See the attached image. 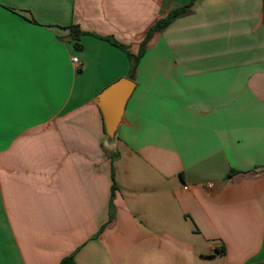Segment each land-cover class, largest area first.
Instances as JSON below:
<instances>
[{
	"label": "crops",
	"instance_id": "obj_1",
	"mask_svg": "<svg viewBox=\"0 0 264 264\" xmlns=\"http://www.w3.org/2000/svg\"><path fill=\"white\" fill-rule=\"evenodd\" d=\"M191 2L0 0V264H264L263 0H197L104 131L131 63L101 38L136 55Z\"/></svg>",
	"mask_w": 264,
	"mask_h": 264
},
{
	"label": "trees",
	"instance_id": "obj_2",
	"mask_svg": "<svg viewBox=\"0 0 264 264\" xmlns=\"http://www.w3.org/2000/svg\"><path fill=\"white\" fill-rule=\"evenodd\" d=\"M196 1L197 0H192V2L187 7L174 9V10L170 11L165 17L157 20L155 22V24L153 26H151V28L147 32L145 39L140 44L139 52L136 55L132 54L126 45L119 43L114 38H111V37L101 38V39L108 41L112 45L120 48L121 50H123L128 55L130 63H131V72H130L128 79L135 81L136 70L139 66L141 59L146 54L148 45H149L150 41L154 38V36L159 34V33H162L176 19L188 14L190 12V9L195 6ZM263 12H264V0H263ZM69 29L71 30V39H72V41H74V46L77 49H82V45L80 44V40H81V37L83 35H85L86 33L83 32L78 26H70ZM103 126H104V131L106 133L104 120H103ZM116 188H117L116 185H114L113 189H112L113 195H114ZM60 264H75L74 257L70 256L68 258H65L64 260L61 261Z\"/></svg>",
	"mask_w": 264,
	"mask_h": 264
},
{
	"label": "water",
	"instance_id": "obj_3",
	"mask_svg": "<svg viewBox=\"0 0 264 264\" xmlns=\"http://www.w3.org/2000/svg\"><path fill=\"white\" fill-rule=\"evenodd\" d=\"M134 81L123 78L105 89L97 98L109 142L116 140L126 105L135 90Z\"/></svg>",
	"mask_w": 264,
	"mask_h": 264
},
{
	"label": "built area",
	"instance_id": "obj_4",
	"mask_svg": "<svg viewBox=\"0 0 264 264\" xmlns=\"http://www.w3.org/2000/svg\"><path fill=\"white\" fill-rule=\"evenodd\" d=\"M73 63H74L75 65H79V64H80V61H79L78 58H74V59H73ZM209 188H213V185H209Z\"/></svg>",
	"mask_w": 264,
	"mask_h": 264
}]
</instances>
